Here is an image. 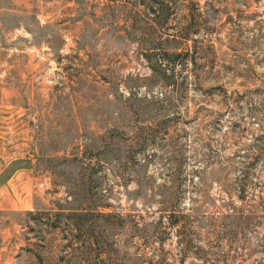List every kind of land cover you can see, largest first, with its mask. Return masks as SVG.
<instances>
[{
	"label": "rangeland",
	"instance_id": "1",
	"mask_svg": "<svg viewBox=\"0 0 264 264\" xmlns=\"http://www.w3.org/2000/svg\"><path fill=\"white\" fill-rule=\"evenodd\" d=\"M0 264H264V0H0Z\"/></svg>",
	"mask_w": 264,
	"mask_h": 264
},
{
	"label": "crops",
	"instance_id": "2",
	"mask_svg": "<svg viewBox=\"0 0 264 264\" xmlns=\"http://www.w3.org/2000/svg\"><path fill=\"white\" fill-rule=\"evenodd\" d=\"M21 174H22V176H24L23 178H25L26 176H28L27 172H25V171L22 172ZM20 183H21V184L24 183V179H21ZM19 189H20V188H19Z\"/></svg>",
	"mask_w": 264,
	"mask_h": 264
}]
</instances>
